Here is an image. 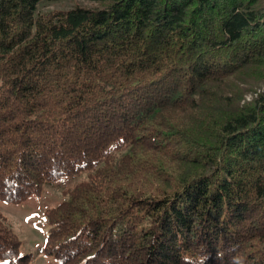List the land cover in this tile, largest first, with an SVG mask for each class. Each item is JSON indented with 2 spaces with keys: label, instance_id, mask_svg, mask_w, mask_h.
<instances>
[{
  "label": "trees",
  "instance_id": "16d2710c",
  "mask_svg": "<svg viewBox=\"0 0 264 264\" xmlns=\"http://www.w3.org/2000/svg\"><path fill=\"white\" fill-rule=\"evenodd\" d=\"M0 0V201L65 179L60 264H264L262 0ZM18 248L0 230V263Z\"/></svg>",
  "mask_w": 264,
  "mask_h": 264
},
{
  "label": "rangeland",
  "instance_id": "374dc122",
  "mask_svg": "<svg viewBox=\"0 0 264 264\" xmlns=\"http://www.w3.org/2000/svg\"><path fill=\"white\" fill-rule=\"evenodd\" d=\"M91 7L94 2L89 0H43L38 5V11L68 10L72 7ZM264 5V0H262ZM239 89L237 103L242 105L251 101L259 93L264 91V79L252 80L245 78L236 82L235 87L227 88V91ZM70 180L46 185L38 195H32L20 202L0 201V230L2 235H11L18 242V248L14 253L5 254V257H17L25 255L24 262L10 264H60V246L47 244L45 239L49 235L50 227L45 223L46 211L62 200L65 186ZM57 255V256H56ZM11 259V258H10ZM8 264V262H6ZM3 264V263H0Z\"/></svg>",
  "mask_w": 264,
  "mask_h": 264
}]
</instances>
